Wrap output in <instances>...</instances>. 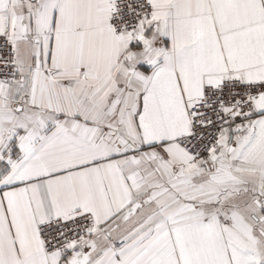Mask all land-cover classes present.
I'll return each mask as SVG.
<instances>
[{
  "label": "snow or ice",
  "instance_id": "snow-or-ice-1",
  "mask_svg": "<svg viewBox=\"0 0 264 264\" xmlns=\"http://www.w3.org/2000/svg\"><path fill=\"white\" fill-rule=\"evenodd\" d=\"M0 264H264V0H0Z\"/></svg>",
  "mask_w": 264,
  "mask_h": 264
}]
</instances>
